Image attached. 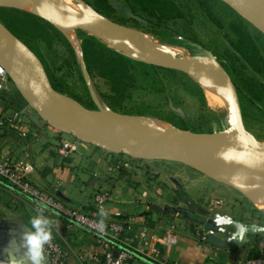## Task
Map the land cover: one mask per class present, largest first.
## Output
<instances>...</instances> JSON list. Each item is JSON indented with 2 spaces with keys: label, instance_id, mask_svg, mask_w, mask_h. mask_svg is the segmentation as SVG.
Listing matches in <instances>:
<instances>
[{
  "label": "crops",
  "instance_id": "crops-1",
  "mask_svg": "<svg viewBox=\"0 0 264 264\" xmlns=\"http://www.w3.org/2000/svg\"><path fill=\"white\" fill-rule=\"evenodd\" d=\"M63 134L8 81L0 92V157L28 162L33 185L89 214L94 213V194L107 192V214L134 221L120 242L143 233L142 240L152 244L166 264H244L264 238V214L237 190L187 165L163 162L166 166L148 168L82 142L76 143V153L61 159L56 147ZM0 199V230L15 241L29 228L37 206L1 184ZM11 204L18 205L14 213ZM45 215L56 222L52 240L66 250L65 264H101L89 259L98 248L97 238L50 212ZM170 228L176 242L166 247L163 238ZM208 230L213 235L201 241Z\"/></svg>",
  "mask_w": 264,
  "mask_h": 264
},
{
  "label": "trees",
  "instance_id": "trees-1",
  "mask_svg": "<svg viewBox=\"0 0 264 264\" xmlns=\"http://www.w3.org/2000/svg\"><path fill=\"white\" fill-rule=\"evenodd\" d=\"M82 1L113 24L145 33L162 44L185 49L193 57L209 58L217 63L235 87L245 129L250 126L248 119H254L253 114L263 115L264 34L226 3L185 0L183 7L178 0H120L122 7L118 9L111 0ZM196 14L212 26L219 37L200 39L193 27ZM0 24L39 59L57 93L88 111L98 108L86 79L93 84L104 106L114 113L159 119L192 133L226 128L224 116L215 115L209 109L203 89L187 74L137 61L76 29L80 64L62 32L31 13L0 7ZM191 49L206 53L192 54ZM9 82L12 83L10 78ZM214 115L215 124L211 121ZM256 257L258 253L254 249L249 259Z\"/></svg>",
  "mask_w": 264,
  "mask_h": 264
},
{
  "label": "bare ground",
  "instance_id": "bare-ground-1",
  "mask_svg": "<svg viewBox=\"0 0 264 264\" xmlns=\"http://www.w3.org/2000/svg\"><path fill=\"white\" fill-rule=\"evenodd\" d=\"M223 1L264 33V0ZM0 7L32 13L48 21L69 40L77 58H80V46L73 30L81 29L113 50L137 61L156 65L176 63L188 66L192 68L188 75L201 86L208 104L221 107L224 103L219 97L222 77L214 63L188 56L185 50L161 44L146 34L123 28L114 29L79 0H0ZM3 33L4 29L0 25V35ZM0 58L13 63L14 70L10 75L12 82L30 107L55 129L69 131V125L51 110L50 100L38 88V75L33 70L23 71L22 58L17 54L10 56L5 53H1ZM60 101L70 116L92 130L98 138L115 144L146 145L178 138V144L161 145L143 152L142 156L169 160L183 158L199 172L233 187L258 209H264V165L256 158V154L252 157L250 154L245 156L233 151L236 146L248 147L244 140L223 139L207 145L197 141L190 143V137H183L168 123L158 119L121 116L105 107L85 112L76 102L65 96H61ZM231 128L239 131L235 123ZM262 149L264 150V146Z\"/></svg>",
  "mask_w": 264,
  "mask_h": 264
},
{
  "label": "water",
  "instance_id": "water-1",
  "mask_svg": "<svg viewBox=\"0 0 264 264\" xmlns=\"http://www.w3.org/2000/svg\"><path fill=\"white\" fill-rule=\"evenodd\" d=\"M224 2L223 0H220ZM225 3V2H224ZM100 16V15H99ZM101 18H103L101 16ZM105 19V18H103ZM109 26H111L114 29H127L121 26H118L116 24H113L109 22L107 19H105ZM1 25V24H0ZM2 26V25H1ZM2 28L4 29V33L0 35L2 38H0V54L5 53L6 55L12 56V54H17L22 58V69L25 72H30L34 71L40 80V83L38 84V88L47 96V98L50 100L52 107L51 110L55 112L62 120H64L70 127L69 131L63 132L60 131L64 134H67L69 136H72L79 142L93 145L95 147H98L102 150H105L111 154L119 155V154H125L129 157L132 158H138V159H148V160H160V161H168V162H176V163H182L186 164L185 159L183 158H176V159H163V158H147L142 156L143 152L149 151V150H154L158 146L165 145V144H178L180 141L179 139H171V140H166L158 143H152V144H146V145H138V144H127V145H119L115 144L113 142H110L108 140H103L98 138V136L90 129H88L83 123L78 121L77 119L73 118L70 116L63 108L60 98L62 95L57 93L51 86L50 81L47 77V74L45 72V69L42 65V63L39 61V59L16 37H14L12 34H10L3 26ZM128 30H133V29H128ZM136 31V30H133ZM139 32V31H136ZM141 33V32H140ZM145 34V33H143ZM147 35V34H146ZM150 36V35H148ZM153 38L152 36H150ZM154 39V38H153ZM5 40V41H4ZM156 40V39H155ZM158 41V40H156ZM159 42V41H158ZM160 43V42H159ZM162 44V43H161ZM171 46V45H169ZM179 48V47H177ZM185 50V49H183ZM186 51V50H185ZM190 55V53H189ZM191 56V55H190ZM198 58V57H195ZM200 60H205L208 62L214 63L215 67L219 71L222 79L224 80L226 91L229 96V101H230V108H231V115H232V120L233 122L238 126L239 131H233L231 127L225 128L220 131H215L211 133H192L189 131H184V130H179L174 128L173 126H170L181 133L183 137H190L191 142H199L203 145H207L208 143L212 141H219L223 139H232V140H244L245 142L248 143V147L246 146H236L233 148V151L238 154L242 153L243 155H251L254 157L256 154V158L260 160V162L264 165V150L262 149L263 146L260 142H258L248 131H246L244 124H243V119H242V113H241V107L238 99V95L236 93L235 87L233 83L231 82L229 76L225 73V71L214 61H212L209 58H199ZM156 65V64H154ZM159 66H164L166 68H169L171 70H175L184 74H187L192 71V68L184 65H178V64H170V65H159ZM75 102V101H74ZM78 104V103H77ZM79 105V104H78ZM80 106V105H79ZM80 108H82L80 106ZM108 109L107 107H105ZM85 112H93V111H88L84 108H82ZM109 110V109H108ZM110 111V110H109ZM112 112V111H110ZM114 113V112H112ZM117 114V113H114ZM121 115V114H118ZM121 116H128V115H121ZM129 117H140V116H129ZM146 118H151V117H146ZM155 119V118H154ZM159 120V119H158ZM164 122V121H163ZM59 131V130H58ZM251 149V150H250ZM253 154V155H252ZM187 165V164H186ZM0 184L4 186L6 189H8L10 192L14 193L15 195L23 198L24 200L30 202L31 204L35 205L38 207V204L41 203L37 201L36 199L25 195L21 193L20 191L14 189L13 187L9 186L8 184L4 183L3 181H0ZM48 211L60 218H63L76 226L77 228L93 235L95 238L104 241L105 243L113 246L117 250H123L130 254L135 260H138L142 262L143 264H156L147 258L140 256L136 254L135 252H132L128 250L127 248H124L115 242L111 241L110 239H107L105 237L100 236L99 234L89 230L88 228L66 218L59 212L51 209L48 207ZM1 228V226H0ZM28 230V229H27ZM13 239H9V235L6 232H2L0 230V262H3V264H8V258L9 254L14 255L15 257V264H27L28 260L24 255V252L21 251L20 247L15 244L13 245ZM117 255V251H113V257L115 258Z\"/></svg>",
  "mask_w": 264,
  "mask_h": 264
},
{
  "label": "built area",
  "instance_id": "built-area-1",
  "mask_svg": "<svg viewBox=\"0 0 264 264\" xmlns=\"http://www.w3.org/2000/svg\"><path fill=\"white\" fill-rule=\"evenodd\" d=\"M9 81L8 74L5 68L0 65V92L5 90L6 84ZM75 139V138H74ZM76 140V139H75ZM77 144L73 141L60 139L56 154L61 159H68L71 155L76 153ZM33 172L31 164L23 160H9L5 157H0V180L21 193L28 195L37 201L47 204L49 208L59 212L66 218L88 228L89 230L99 234L102 237L110 239L116 244L135 252L136 254L147 258L148 260L157 264H166L163 255H160L152 244L142 240L143 233L135 239H126L120 242L121 236L130 231L134 224L133 220L120 218L118 214L112 219L105 210V205L109 200L107 192H98L94 194L91 202L94 213H86L80 209L71 208L60 201L53 193L42 190L29 179ZM219 205L220 202H216ZM38 211V207H36ZM103 211L105 216H101ZM163 238L164 246L171 247L175 244L176 239L173 234V228L168 230ZM213 232L208 230L205 235H202L201 241H205L206 236H212ZM98 248L92 251L89 259L101 264H130L131 260H135L130 254L123 250H116L117 255L113 257V246L97 239ZM255 249L258 257L247 260L244 264H264V238L256 242ZM45 254L47 257V264H65L67 252L64 248L57 245L51 240L45 246ZM237 264V263H234Z\"/></svg>",
  "mask_w": 264,
  "mask_h": 264
},
{
  "label": "rangeland",
  "instance_id": "rangeland-1",
  "mask_svg": "<svg viewBox=\"0 0 264 264\" xmlns=\"http://www.w3.org/2000/svg\"><path fill=\"white\" fill-rule=\"evenodd\" d=\"M81 2H83L82 0H79ZM112 4L117 7L118 9H121L122 5H121V1L120 0H111ZM178 2H181V4H183V7L186 5V2L185 0H178ZM84 3V2H83ZM13 9V8H12ZM18 10V9H16ZM21 11V10H19ZM24 12V11H23ZM32 14V13H31ZM198 17L197 19H195V22L193 24V27L195 28L196 32L199 34L200 36V39H203V40H207V38H211V37H219L218 34L216 33L215 29L210 26L204 19H201L200 16L198 14H196ZM246 20V19H245ZM249 22V21H248ZM250 23V22H249ZM254 26V25H253ZM255 27V26H254ZM257 28V27H256ZM258 29V28H257ZM75 30H73V34L75 36ZM81 30V29H80ZM259 30V29H258ZM261 31V30H260ZM262 32V31H261ZM263 33V32H262ZM264 34V33H263ZM76 38V36H75ZM77 39V38H76ZM69 41V40H68ZM79 42V41H78ZM182 49V48H181ZM75 51V50H74ZM186 54L189 55V52L188 51H185ZM190 52L192 54H199V55H202V54H205L206 52L203 51V50H199V49H191ZM76 54V53H75ZM77 57V55H76ZM193 57V56H191ZM79 63L81 64V56L80 58H77ZM172 64H176V63H172ZM0 65L3 66L8 74V77L11 79V74L14 70V66H13V63H8V61L6 60H3L0 58ZM87 80V85H88V88L90 90V93H91V96L93 98V101L96 103V106L97 108L98 107H105L104 104L101 102L98 94L96 93L94 87H93V84L88 80ZM12 81V79H11ZM13 83V82H12ZM11 83V85H12ZM222 85V87L220 88V92H219V97L220 99L224 102L223 105L221 107H212L208 104L207 102V105L209 107L210 110H212L214 112V114H222L224 116V125L226 128L228 127H232L234 126V122L232 120V115H231V108H230V101H229V96H228V93L226 91V87H225V83L224 81L221 79V82H220ZM14 85V84H13ZM12 85V86H13ZM14 87V86H13ZM101 89L103 90L104 87L101 86ZM223 96V97H221ZM207 101V100H206ZM225 105V106H224ZM190 110V108H189ZM259 113L257 114H253L251 117H253L254 119H248L250 120V126L248 128H246V131H248L258 142H260L262 144V146H264V111H263V115H258ZM214 115V118H211V121L215 124V122L217 121V118L216 116ZM46 121V120H45ZM236 127V126H235ZM63 138L66 139V140H69V141H73L75 143H79L78 140H75L72 136H69L67 134H63ZM119 156H121L122 158H125V159H132V160H137V161H133L137 164H140L142 166H147L148 168L150 167H155L158 169V166H166L165 164L166 163H163V162H168V161H160V160H148V159H138V158H132V157H129L125 154H119ZM153 158H156V157H153ZM170 163V162H169ZM180 164L178 165L179 167L181 166H185L187 164V166H189L190 168L196 170L192 165H190L189 163H186V164H182V163H176V162H171V164ZM173 166H176V165H173ZM182 168V167H181ZM197 171V170H196ZM198 172V171H197ZM202 174V173H201ZM204 175V174H203ZM206 176V175H205ZM213 180V179H212ZM215 181V180H214ZM211 185H214V183H212L211 181H208ZM217 182V181H215ZM219 183V182H218ZM220 184H223V183H220ZM223 185H226V184H223ZM228 187H231L229 185H226ZM233 188V187H231ZM234 189V188H233ZM236 190V189H235ZM238 191V190H237ZM239 192V191H238ZM243 195V194H242ZM244 196V195H243ZM245 197V196H244ZM0 201H2V199H0ZM251 202V201H250ZM247 205L248 203L245 202ZM252 203V202H251ZM253 204V203H252ZM254 205V204H253ZM255 206V205H254ZM256 207V206H255ZM257 208V207H256ZM18 205H15L14 204H11V213H14V211L18 210ZM257 210L261 213L264 214V209H258ZM28 264V263H27Z\"/></svg>",
  "mask_w": 264,
  "mask_h": 264
},
{
  "label": "clouds",
  "instance_id": "clouds-1",
  "mask_svg": "<svg viewBox=\"0 0 264 264\" xmlns=\"http://www.w3.org/2000/svg\"><path fill=\"white\" fill-rule=\"evenodd\" d=\"M48 210L47 204L39 203L37 213L28 222V230L23 231L17 239L20 241L19 246L23 249L28 264H47L45 246L53 239L52 228L56 223L45 215ZM100 215L105 216L106 213L101 211ZM17 240L13 241V245ZM8 264H15L14 255L9 254Z\"/></svg>",
  "mask_w": 264,
  "mask_h": 264
}]
</instances>
